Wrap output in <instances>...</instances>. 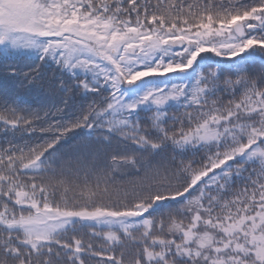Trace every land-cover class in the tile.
I'll use <instances>...</instances> for the list:
<instances>
[{
    "label": "snow or ice",
    "instance_id": "6c2138e0",
    "mask_svg": "<svg viewBox=\"0 0 264 264\" xmlns=\"http://www.w3.org/2000/svg\"><path fill=\"white\" fill-rule=\"evenodd\" d=\"M0 137V264H264V0H0Z\"/></svg>",
    "mask_w": 264,
    "mask_h": 264
},
{
    "label": "trees",
    "instance_id": "16d2710c",
    "mask_svg": "<svg viewBox=\"0 0 264 264\" xmlns=\"http://www.w3.org/2000/svg\"><path fill=\"white\" fill-rule=\"evenodd\" d=\"M25 71L27 69H24ZM47 101L44 99L43 96L38 95V94H32V95H27L24 97V103L21 104V107H30V108H39L42 104H46ZM2 139V137H0ZM70 144L75 143V141H69Z\"/></svg>",
    "mask_w": 264,
    "mask_h": 264
}]
</instances>
